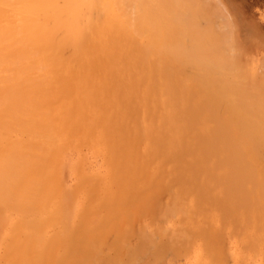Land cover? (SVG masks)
<instances>
[{"label": "bare ground", "instance_id": "obj_1", "mask_svg": "<svg viewBox=\"0 0 264 264\" xmlns=\"http://www.w3.org/2000/svg\"><path fill=\"white\" fill-rule=\"evenodd\" d=\"M22 1L0 0V211L7 207L21 214V219L13 215L19 219L13 233L22 235V239L17 235H12L11 240L7 237L10 245L2 252L3 258L14 259L16 264L49 263L47 246L53 242L39 237L46 224L42 225L43 230L37 226L41 227L48 215L47 223L59 225L55 221L62 222L58 211L63 206H57L58 211L53 209L56 216L51 207L62 202L57 204L58 200H54L56 203L48 205L52 212L45 214L39 224L25 212H33L32 207L37 206V210L41 209L42 201L60 199L56 196L60 197L63 190L57 195L59 188L55 186L60 181L56 176L62 169L59 166L63 153L68 145L80 142L82 146L83 142L88 143L87 147L90 143L96 145L94 151L100 149L113 184L122 190L112 195L111 201L104 202L106 195L101 197L103 202L98 205L102 206L96 208H102L105 212L102 210L101 217H106L102 222L100 218L91 221L100 222L96 226L82 216L80 226L69 225V220L65 225L66 217L71 220L72 216L62 211L61 217L66 216L63 228L69 226V232L73 228L68 233L70 238L60 239L64 244L74 241L82 231H92L91 225L95 232L106 227L121 228L124 218L120 217L129 214L133 218L141 206L145 207L144 202L154 204L165 195L169 201L167 195L172 193L174 204L170 203L181 208L180 215H188V220L181 230L178 225L179 233L169 235L171 238H165L162 245L187 246L197 242L215 259L219 257V245L226 241V228H230L227 232L231 230L238 236L239 246L251 248L259 264H264V72L247 68L237 56L240 54L236 45L232 46L235 43L228 41L229 33L224 34V29L221 33L218 27L222 25L216 27L213 22L214 10L210 16L199 0L104 1L105 5L114 2L113 9L99 5L100 0L99 6L92 8L93 1L86 0L91 8L86 4L81 10L78 3L75 6L78 0ZM130 1H139L137 9ZM49 6L52 12L47 11ZM37 10L55 14V19L58 16L50 29L52 23L46 21L47 36L42 35L45 21L40 24L38 20L42 18H38L48 17V13L39 16ZM124 11L127 18L119 20L125 16ZM86 14L97 20L85 22L83 19L89 16ZM81 16L84 22L78 20ZM118 17L121 18L117 20ZM5 18L8 20L3 21ZM223 19L224 25L228 16ZM228 43L237 55L230 54ZM227 155L233 160L226 164L222 161ZM79 171L76 177L83 176L85 169ZM94 173L95 170V178L91 174L89 181L99 178ZM82 176L81 182L87 184L89 177L85 175V180ZM103 176L101 187L98 181L96 187L88 183L94 187L90 193L97 183L100 188L107 183L108 175ZM83 184L79 182L77 187ZM90 195L89 200L93 198ZM93 200L87 203L89 206L85 203L86 208L81 205L84 208L79 214H89ZM178 200L185 202L183 207L177 206ZM127 203L132 211L125 209ZM175 207L170 208L169 216L176 215ZM184 207L190 208L184 209L187 215L181 212ZM0 213L4 219L7 217L5 210ZM22 213L30 218H23ZM108 216L110 221H106ZM36 227L38 237L31 230ZM87 236L89 242L99 241L96 235L94 239ZM0 247L6 249L1 242ZM65 253L52 264H67L75 257L72 246Z\"/></svg>", "mask_w": 264, "mask_h": 264}, {"label": "rangeland", "instance_id": "obj_2", "mask_svg": "<svg viewBox=\"0 0 264 264\" xmlns=\"http://www.w3.org/2000/svg\"><path fill=\"white\" fill-rule=\"evenodd\" d=\"M23 1L25 2L27 0H23ZM76 1L74 0L73 2H76ZM89 1H87V2H89ZM91 1H93V2L95 1V3L92 2V5L89 2L90 5L92 6V8H93V6L94 7H96V6L98 7L99 5L106 6L109 3L108 2L106 5L104 3V1H109V0H100L102 2H100L98 0H97L98 2L96 0H91ZM110 1H112V0H110ZM133 1L135 2V0H133ZM133 1H132V3H134ZM184 1H186V0H184ZM201 1H205V2L203 3ZM87 2H86V0H80V1L78 0L75 3L76 5L75 4L74 5L75 6H78L77 5V3H78L79 4L78 9L80 7L84 8L87 5H88L87 7L91 8V6ZM99 2H100V4L98 5ZM124 2L126 3L127 1H124ZM53 3L55 4L54 1H53ZM130 3H131V1H130ZM132 3L130 5L133 7L134 5ZM138 3H139V1L137 2V4L134 3L136 5V6H134V9H137ZM157 3H158V1H157ZM196 3L198 4V6H197ZM196 3L195 4H196L197 7L200 6L199 3L201 5H204L203 7H207V8H204L203 10H205V9L208 10L210 12L209 13L210 16L213 14V10H214V14L215 15L213 14L212 19L214 20L213 22H214L215 26L218 27V26L222 25V26L218 27L219 28V31L221 30V33H222V30L224 29V31H225V32L223 31L224 34L225 33H227V34L229 33L228 35L227 34L226 35L228 36L227 37L228 39L230 38V40L226 39V37H225L224 40H226V41L228 40L229 43H235L232 46H235L236 45L235 48L238 51L237 54H240V56L237 55L236 53L234 54V52H233L234 49L228 43L229 44L228 47L230 48L229 51L232 50V51H230V54L233 53V55H237L238 57H240L242 59V61H244V64L246 65L247 68H250L252 70H255L258 73L264 72V0H199V3H198V1ZM112 4H113V6L115 8L114 2L111 3L110 5H108L107 7L108 8H111L112 7V9H113ZM117 4L119 5V3H117ZM195 4H194V6H195ZM140 5H141V3H140ZM50 6H49V8H47L48 10L46 9L47 11H49L52 8V6H51V8H50ZM117 7H119V6H117ZM132 7H130V8L133 10ZM127 8H129V7H127ZM143 8L140 7V9H142V11H143ZM80 10H81V8H80ZM132 10H130V11L132 12V15H134L135 14V13H133L134 10L133 11ZM157 10L159 11V9H157ZM50 11L52 12V10H50ZM158 11H155V12L158 13ZM40 12L41 11L39 10L38 13H36V14L40 16V14H43L44 10H43L42 13H40ZM45 12H44V15H46ZM124 12H125V14H124L125 16L124 17L122 16V18L121 17H118L117 20L119 18H121L119 20H122L124 18H127V16H126V12L127 11H124ZM136 12H138V11H136ZM155 12L153 13L154 15H155ZM46 13H48V12H46ZM128 13H130V12H128ZM144 13L147 14L146 11ZM121 14H122V12H121ZM138 14L139 13H137V15ZM141 14H143V13H141ZM207 14H208V12H207ZM217 14H219L220 17H217L216 18L215 16H217ZM50 15L48 13V17L47 16L46 17L44 16V18H43V15L40 16L38 19L42 18V20L41 19L38 20L39 23L42 24L41 22L42 21H45V24H46V21L48 20L49 21V24H50V22L52 23L53 20H56V21L58 20V18H57L58 16L56 17V19H55V16L53 18V15H55V14L51 15V17H50ZM86 15L88 16L89 14H86ZM86 15H84V18H86ZM137 15H135V16H137ZM93 16L94 15L92 14V17ZM221 16H224V17L221 18ZM227 16H228V19H226ZM88 17L86 19H83V20H85V22L88 21L87 19H90L91 20V16L89 18ZM94 17L92 18L91 21H94V19L97 20V18L96 17L94 18ZM131 17L132 16H130V18ZM149 17H151V16H149ZM45 18H47V19H45ZM51 18H53V19H51ZM81 18H83V16H81L78 20L83 21ZM98 18H100V17H98ZM141 18H142V16H141ZM223 18L226 19V22L224 24L225 27L223 25V23L225 21ZM138 19H139V17H138ZM209 19H211V18H209ZM218 19L219 20L222 19L221 22H219ZM5 20H8V18H5L3 21H5ZM153 20H155V19L153 18ZM18 21L21 22L23 20L22 19H19ZM56 21L53 22V23L56 24ZM130 21H132V20L130 19ZM134 21H137V20H134ZM216 22H218V23H216ZM52 24L50 25V27L48 25V27H49L48 29H50V28H52L54 26V24L53 25ZM43 25H44V23H43ZM45 26H47V24L44 25L45 33L44 34L42 33V35H45L47 33V30H46L47 28ZM42 31H44V29ZM49 31H48V33H49ZM229 35H231V36H229ZM45 36H47V34ZM236 49L234 50L235 52H237ZM260 61H262V62H260ZM75 143L76 144L78 143V144L76 145V144L72 143V144H70V145H68L66 147V150L63 153V157H62L61 164L59 166V167H61V165H62V167H61L62 169H59V171L57 173L58 175L56 174L57 175L56 178L58 177V179L60 180V181H58V187L55 186L56 189L59 188L57 195L58 194L60 195L61 189L63 190V194H61L60 197H57L56 196V198H60V199H55L53 197L52 199H50L51 202L49 201V203L46 202V200L45 201H42L44 204L45 203H48V204L46 205V207H44V204H42V207H44V208H42L41 206H39V207H41V209H43L41 211V209L38 208L41 212L36 209L38 206L37 207H32V208H34L33 209V212H30L31 209L29 211H26L25 212V213L29 212L28 213V216H30V214H32L31 216L33 217V219H35L36 224H39V221H41L40 219H44V217H46V215H47V213H49V211L52 212V210L55 209V208H56L55 210L58 211V209L60 210V208L62 206H63L62 207L63 209H61L60 211H58V213L61 214L62 211H63V212H67L65 214H69V215H66V216H69V217L72 216L71 217L72 218L71 220L68 219V217H66L64 215H62L63 216V218H62L60 214H58L57 212L54 213L55 210H53L54 215L55 214L56 215L58 214L60 216L58 218L59 221L62 220V222H60V223H58V221L56 222L54 220L55 221V224H59L61 226L54 225L52 222L51 223L50 222L47 223V221H46L47 220V217H48V219L50 218V216L48 215L45 218L46 220L44 219L45 220L44 223H43V220L41 221V227L39 225L37 226V227H39V229H41L42 228V225H44V224H46L45 226H49L50 225V227H45L44 226L45 232L43 234H41L43 231L42 232L39 231V233L38 232H35V231H38V228L37 227L31 229L32 231L35 232V234L38 233L40 235L39 236L38 234H36L37 237L38 236L39 237H48L49 242H53V243H49L50 245L48 244V246H50L51 249H48V246H47V250H49L48 253H47V254H49V256H48L49 263H47V264H52L53 263L52 260L54 261L55 258L56 259L63 258L66 255L65 251L70 246H72L75 249V257L71 260V262H69L67 264H71V263H73V264H84L85 262H87L85 264H88V263L89 264H94V263L95 264L96 263L97 264H113V263L114 264H216V263L219 264L220 262L223 263V264H259V259H258V257H256V254L254 253V251L251 248L250 249L249 248L246 249V248H244L242 246H239L240 245V243H239L240 242V239L238 238V236L236 237V234L234 235L233 234V231L231 233V230L227 232V230H229L230 228L229 229L226 228L227 230L225 229L226 230L225 231L226 232L225 233L226 235H224V237L226 238V241H225V243H222V244L219 245V248H218L219 251H220L219 252V257L218 258H215V259H214V257L212 255H209L206 251H203L202 248H201V245L199 243H197V242H192L191 244H188L187 246H180V245H178V246H174V245L165 246V245H162V243H163L162 241L165 238H167V239L168 238H171L169 235H176V233H179V231L181 230V227H183L185 225V223L187 222V220H188V218H186L188 216L186 214L187 211L184 210V209L190 210L189 207L188 208L187 207H184L183 208V211L184 212L183 211H181V212L182 213H185L186 212L185 215H187V216H184V218H183L181 216L182 214L180 215V210L179 209H181V208L176 209V207L173 205L174 203L172 201H174L173 198H175V197L173 196V198H172V193L169 194V195H167V197L170 198L169 201L167 200L166 195H165V196H163V198L160 201H156V203H154V204H152V203L150 204L149 201L144 202V204H145L144 206L145 207L143 208V206H141L139 208L138 212H137V215L135 217H133V218H129V214H127V217H126V215H123L122 217H120L119 219L124 218L122 220V222H121V228H118V227H116V228L106 227L107 229L106 228H102L101 231H96L95 232L94 226L98 225V223L102 222L105 219V217H106V215H103L101 217V215H102V213L104 211L102 208L99 210L101 212L98 211V209L102 206V205H98L99 201L101 202L104 199V197H103L104 195H106L105 196L106 199H104V202L105 201L108 202V201L113 200V199H111V196L114 195V194H116V192L119 194L121 192L120 190H122V188H121V186L115 185L116 183L113 184L112 177H111V175L109 173V169H107V166L105 164V161L102 162V160H103L102 158L103 157L102 158L100 157L101 156L100 155V149L97 148L96 151H94V149H93V148H96L97 147L95 144H94L95 145V147H94L93 144L91 145V143L89 142L90 143V147L92 146V148H90V147H87L88 146V143H86L87 146L83 142H82V144H84V145H82V146H81V143L80 142H75ZM97 150H98V152H97ZM227 157H228V155L225 158H223L224 159L222 161L223 163H225L224 161H226V164H227L231 160H233V159H231V157L230 158L229 157L227 158ZM101 164L105 168L102 167ZM78 167H81L82 171L85 169V171L82 172L83 176L82 175L81 176L85 180H86L85 177H87V178L89 177L87 179L88 181L91 178V174L95 178V175H93L94 170H95V173L94 174H96V171H99V169H100V171H99L100 173L98 172L99 174L98 173L96 174L97 177L99 175V178L98 179L97 178L94 179L92 177V179H94L96 182L97 181L98 182L100 181L102 175H104V176H105V174L108 175V176H106V179L104 178L105 180H107V183H106V181H105V183H102V188H100L101 187L100 184H101L102 181L99 182V186L100 187H98V183H97V188H95L93 190V192H91L93 194H96L97 193L94 196L95 198L98 197L97 200H93V198H94L93 197V194H91L89 192L90 189L92 191V188H94V187L93 186L91 187V185L89 186V184H88V183L91 182V183H93L92 185H94L96 187V182L95 181L94 182H92V181L87 182V180H86V183L88 184V187H87V184H83L84 180L82 179L83 181L81 182V180H80L81 176L78 177V175H77V177H76V175H75V174H77L76 173L77 171L81 170ZM102 168H104V170L107 171V172L105 173L104 170H103L104 172H102ZM77 169H79V170H77ZM78 173H79V175L81 174L80 171ZM107 177H110V178H107ZM77 178H79V181L77 180ZM75 180H77V183L78 184L80 182L83 185H81V186L79 185L77 187L78 184H76V181ZM108 181H109V183H108ZM59 182H62V183H59ZM59 184H60V186L61 185L62 186L59 187ZM75 185H76V187H75ZM112 185H115V187L117 186V188L120 187L119 190H118L119 192L116 190L117 188H115ZM84 186H85V188H84ZM82 187L84 188L83 190H85L86 188L87 189L89 188V189H88V191H87V189H86V191H83V190L81 191V188ZM105 187H107L106 190H105ZM108 187L109 188L111 187L112 189H109ZM78 188H80V189H78ZM113 188L115 189V193H114V189ZM71 190H73V191H71ZM74 190H76V191H74ZM66 191L71 192V193L69 194ZM78 192H79V194H78ZM84 192L86 193L85 195H84ZM88 192L92 196L90 194H88ZM72 193H73V195H72ZM89 195L91 197H93V198H91L93 200V203L90 205L91 208L88 207V209H90L91 212L88 211L89 214L87 213V211L83 212V213H85L86 216L83 213L80 212V214H81L80 215L78 211L79 210H82L84 208L82 206H85V203L86 204L87 203L90 204L92 202L91 199L90 200L88 199ZM68 196H70V197H68ZM99 196H100V200H98L99 199ZM101 197H103V199ZM86 198L88 200H86ZM54 200H56V201L58 200L57 201V204H58V202H62V203L61 204H58V205L54 204L56 207L55 206L54 207H51L52 210H49V209H51L49 207V206L52 205L51 203H56ZM162 200H163V203H162ZM166 200L168 201L167 203L165 202ZM94 201H96V202H94ZM178 201L180 202V200H178ZM164 202H165V204H164ZM170 202H172L173 204L170 203ZM176 202H175V205H177ZM184 203L185 202H180V204L177 205V206L178 207H183ZM170 204H171V206H174L175 209H176L175 210L176 211V215L175 214H173L174 216L173 215H170L171 217L169 216V214L171 212V209L174 208V207H168V206H170ZM126 205H128L129 207L126 206L127 208H125V209H130V203L129 204L127 203ZM57 206H59V207L61 206V207L58 208ZM86 206H85V208H86ZM93 206H95V208ZM97 206H100V207L99 208H96ZM185 206H189V205H186L185 204ZM166 207H168V208L166 209ZM47 208H49V209H47ZM3 209L5 210V214H6L7 217L4 219V217H5V215L3 214L4 212L3 213H0V215H1L0 216V220H1L0 221V223H1L0 224V242H1V245L2 246H3V244L6 246V249L4 247H2L3 248V250H2V248L0 247V255L2 254L3 251L4 252H5V250L7 251V247L10 245L9 244L10 241H9V239L7 237H10V240H11L12 238H14V237H12V235L13 236L14 235H17V232H16L17 231L16 222H18L19 219H21V217H19V215L21 216V214H18L19 212L16 214V210L10 211V210H13V209L9 208L10 210H8L7 207H3ZM88 209H84V210H88ZM95 209H97V210H95ZM4 210H1V211H4ZM34 210H37V213L35 211V213L37 214V215H35V217L33 216L34 215ZM168 210H170V211H168ZM96 211H98V212H96ZM130 211H132V210L130 209ZM10 212H11V215L12 216L11 215L8 216V213L10 214ZM168 212H169V214H168ZM172 212H174V211H172ZM177 212H179V214ZM25 213H22V214L24 215ZM122 213H124V212H122ZM2 214L4 215V217L2 216ZM13 215L18 216L19 219L17 217L13 216ZM25 215H26V217H24ZM25 215L23 216V218H25V219H27V218L29 219L31 217V216L28 217L27 214H25ZM54 215H52V216H54ZM178 215H179V217H178ZM81 216H82V218H85L86 217V219L89 220L90 223L94 225V226L91 225V227H92L91 230L92 231H90V232H88L89 230L87 232L86 231H82V232H80L78 234L79 236H77V238L74 241L69 240L70 242H68V244H67V242H66V244H64L63 240L60 241V239H65L63 237H66V236H69L66 239L70 238V235L69 234L71 233V231H72L73 228L71 229L70 232L67 231L68 228H69V226H67V228L64 229L63 228V226H64L63 225V223H64L63 222V219H66L67 218L66 219L67 221L65 220L66 221V224L64 223L65 225H68L67 223H69V221H70V223H73V224H70L69 223V225H72L73 227H77V225L78 226L81 225V223L79 222L80 221L79 220V217H81ZM172 216L174 218H172ZM175 216H177L178 218L177 217L175 218ZM180 216L183 219H181ZM64 217H66V218H64ZM11 218H13V220ZM60 218H62V219H60ZM97 218L98 219L100 218L101 220H100V222H98V223L95 224L96 220H98ZM179 218L181 219V221H179L181 223V225L177 221V219L180 220ZM9 219H11V220H9ZM58 219H56V220H58ZM106 219H107L106 221H110L112 218L110 219V217H109V218H106ZM172 219H174V220H172ZM93 220H95L94 223H92ZM172 221H174V223ZM4 223L5 224L7 223V225H5ZM74 224H76V226ZM178 225L180 227V230H178L179 229L178 228ZM11 227H13V229ZM64 227H66V226H64ZM4 228L5 229L8 228V229L4 231ZM58 228H60V229H58ZM62 228L65 231H67V232H64V230H63V232H64L63 233L62 232ZM14 229L16 230L15 233H13L14 232ZM10 230L12 232H10ZM41 230H43V228ZM57 230H59L61 233L60 232H57ZM1 233H2V235H1ZM62 233H63V235H62ZM165 233H166V235H164ZM230 233L233 236H235V237L232 236L233 237L232 238ZM52 234H53V236H52ZM55 234L57 235V237H56ZM66 234H68V235H66ZM36 235H34V237ZM42 235H44V236H42ZM61 235H62V237H60ZM87 235H91L93 237V239H94V236L96 235L98 237L97 239H99V241L97 242V241L94 240V242H89V236H87ZM17 236H20L21 239H22V235H17ZM34 237L32 238L33 240L35 239ZM225 238H223V239H225ZM234 238L235 239L237 238L238 241L237 240L235 241ZM56 239H58V240H56ZM35 240H34V242H35ZM13 241L14 240L11 241V244L13 243ZM223 242H224V240H223ZM235 242H236L237 245L235 244ZM99 243H101L102 245L99 244ZM59 244L60 245L63 244V245L60 246ZM36 245H35V247H36ZM56 245H58L60 249L58 247H56ZM64 245H66V246L63 247ZM99 246H100V248H99ZM62 247H63V250H62ZM36 248H37L36 250H39L38 247H36ZM238 249H240V250L238 251ZM244 249H245V251H244ZM4 252H3V254H4ZM53 252H55V253L53 254ZM55 254L57 256H55L54 259H51V258H53V256ZM60 254H61V256H60ZM93 255H95L94 258H93ZM3 257H4V255L3 256H0V258H1L0 259V264H13V263L16 264V262H17L16 260H15L16 262H14L13 261L14 259L12 261L9 260L6 256H5L6 258H3ZM79 258H80V260H78ZM3 260H5V261H3ZM7 260H8V262H6ZM117 262H119V263H117ZM19 264H22V262H20Z\"/></svg>", "mask_w": 264, "mask_h": 264}]
</instances>
